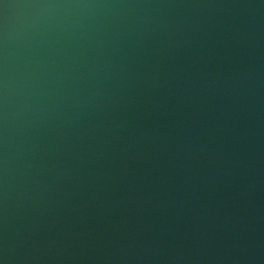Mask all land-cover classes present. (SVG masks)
<instances>
[{"label":"water","instance_id":"95a60500","mask_svg":"<svg viewBox=\"0 0 264 264\" xmlns=\"http://www.w3.org/2000/svg\"><path fill=\"white\" fill-rule=\"evenodd\" d=\"M0 264H264V0H0Z\"/></svg>","mask_w":264,"mask_h":264}]
</instances>
